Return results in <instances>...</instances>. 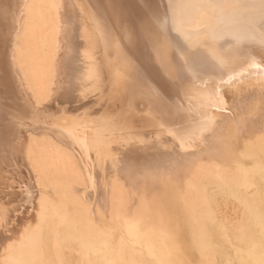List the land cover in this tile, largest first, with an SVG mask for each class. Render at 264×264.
I'll return each instance as SVG.
<instances>
[{
	"label": "bare ground",
	"instance_id": "6f19581e",
	"mask_svg": "<svg viewBox=\"0 0 264 264\" xmlns=\"http://www.w3.org/2000/svg\"><path fill=\"white\" fill-rule=\"evenodd\" d=\"M243 87L264 0H0V264H264V103L205 148Z\"/></svg>",
	"mask_w": 264,
	"mask_h": 264
},
{
	"label": "rangeland",
	"instance_id": "374dc122",
	"mask_svg": "<svg viewBox=\"0 0 264 264\" xmlns=\"http://www.w3.org/2000/svg\"><path fill=\"white\" fill-rule=\"evenodd\" d=\"M245 87H243V90L241 91V93H236V94H233V95H231V103H232V106H230V108H228V109H225L226 107L225 106H221V108L220 109H218V113H219V117H218V119H217V123H215V125H214V128H213V130L210 132V133H208V138H209V142H206V144H205V148H207V149H215L214 147H213V144H215V143H217V147H216V149H215V151L217 150H219L218 152L219 153H224V152H226L227 150H226V146H224V145H233V143H235V140L237 139V138H239V137H241L242 136V134H243V132L244 131H242L243 130V122L241 123V120L243 119V118H245V117H247V116H249L252 112L250 111V107L251 106H253V105H255V106H259V105H263V103H264V91L262 92V94L261 95H259V94H255L254 93V91L256 90V89H254V90H248V91H244L245 89H244ZM252 88H254V87H252ZM252 88H250V89H252ZM258 95V96H257ZM228 99H229V97H228ZM102 103H103V101L101 100H99L98 101V103H97V101H94V102H92V103H90L89 105H90V107H91V109L92 110H98L99 109V115L101 114V115H103V117H104V112L106 113V111H104V112H101V111H103L104 109H105V107L102 105ZM74 104H69V105H67L66 106V108H70L71 109V107L73 106ZM100 105H101V108H100ZM54 106V104L52 105V107ZM97 107H98V109H97ZM104 109H103V108ZM68 108V109H69ZM117 108V107H116ZM46 109H50L51 110V107H48V108H46ZM101 109V110H100ZM223 109H225V110H223ZM55 110H58V109H55ZM105 110H107V108L105 109ZM119 110V108H117L116 109V111H118ZM53 108H52V110L49 112L50 114H52L53 113ZM113 111V110H112ZM41 112H44V109L43 110H41ZM101 112V113H100ZM58 115V117H60V116H62V115H59V114H57ZM100 115V116H101ZM106 115V114H105ZM41 116L42 117H47L48 119H45L46 121L47 120H49L50 119V117H49V114L48 113H42L41 114ZM112 116H114V114L112 115ZM120 116V115H119ZM63 117V116H62ZM105 118H106V116H105ZM104 118V119H105ZM108 118V117H107ZM117 118V117H116ZM118 118H120V117H118ZM117 118V119H118ZM137 120H135L134 119V121H135V125L134 124H128V125H131L132 127H133V125L135 126V128L133 127H131V126H128V125H126L125 124V126H124V128L123 127H121L122 126V124H120L123 120L122 119H119L118 121H121V122H119V124L118 123H115V121H116V119L115 120H113V122H114V125H113V129L114 128H116L117 127V133H118V135L119 136H124L125 134H126V136L128 135V136H133V135H135V136H137L138 137V134H139V137L138 138H144V140H147V138H149V139H152L155 135H153L154 134V132L156 131H150L148 134L150 135V136H147L146 135V137H145V133L146 132H144L145 130L143 129L142 130V128H141V125H145L146 126V124L147 125H149L147 122H145L144 121V119L143 118H141V117H137L136 118ZM118 121H116V122H118ZM133 121V122H134ZM133 122H131V123H133ZM122 123H124V121L122 122ZM146 123V124H145ZM116 124V125H115ZM119 126V127H118ZM129 128H128V127ZM150 126V125H149ZM130 127H131V129H130ZM118 128H120V129H122V131H120ZM126 129V130H125ZM127 129H129V130H127ZM116 130V129H115ZM115 130H113V131H115ZM119 130V131H118ZM137 131V133H136V131ZM127 131V132H126ZM134 133V134H131V135H129L130 133ZM134 131V132H133ZM140 133H139V132ZM111 132V131H110ZM124 132H126V133H124ZM144 132V133H143ZM112 133V132H111ZM110 133V134H111ZM115 132H113L112 133V136H113V134H114ZM120 133H123V134H120ZM127 133H129V134H127ZM136 133V134H135ZM142 133V134H141ZM147 134V133H146ZM152 135V136H151ZM125 136V137H126ZM116 137H117V135H116ZM115 137V138H116ZM134 137V136H133ZM137 137H134V139L135 138H137ZM152 137V138H151ZM168 137V136H167ZM118 138V137H117ZM138 138L136 139V140H138ZM216 138H219L218 139V141L217 142H215V140H216ZM112 139V142H114L113 141V139L114 138H111ZM148 139V140H149ZM154 139V138H153ZM213 141H212V140ZM116 140V139H115ZM142 140V139H141ZM211 140V141H210ZM118 141V140H117ZM117 141H115L114 142V144L113 143H109L108 144V146L112 149V150H115L116 148H117V144H116V142ZM113 144V145H112ZM105 145H106V143H105ZM202 146L204 145V144H201ZM107 146V147H108ZM112 147H114V148H112ZM12 179V180H11ZM11 179H9L8 180V178H5L4 179V181L3 182H0V194H5V196H4V194L3 195H0V197H1V200H0V205H3V207H5L6 209H9V210H14V205H16V202H15V200H13V199H15L14 198V195L17 193L16 191V189H17V187L14 185V186H12L13 185V180H16V178H14V177H12ZM8 181V182H7ZM7 182V183H6ZM6 183V184H5ZM6 186V187H5ZM10 186H12V188H10ZM3 187V188H2ZM6 188V189H5ZM5 189V190H4ZM4 190V191H3ZM16 192V193H15ZM3 197V198H2ZM10 211V212H11ZM19 216H18V215ZM21 214V215H20ZM15 216H16V222L18 221V219H20L21 221H23L24 219H26L27 217H30V216H32V215H34V211L33 212H29V213H27V215L26 214H23L22 212L20 213V212H16L15 214H14ZM15 216H14V219H15ZM20 216H22V217H20ZM19 217V218H18ZM13 225L15 226V224H11V225H8V226H6L4 229H0L1 231H0V246H5V244H6V242H3V240L5 241V239H4V237L5 236H7V235H9L8 233H11L10 231L11 230H13L12 228H13ZM6 229H7V231H6ZM9 229V230H8ZM5 234H4V233ZM8 232V233H7ZM3 233V234H2ZM4 236V237H3ZM2 240V241H1ZM4 244H3V243ZM2 243V244H1Z\"/></svg>",
	"mask_w": 264,
	"mask_h": 264
}]
</instances>
